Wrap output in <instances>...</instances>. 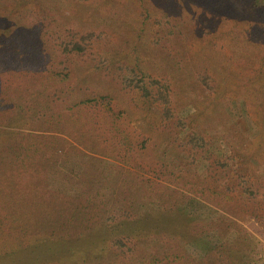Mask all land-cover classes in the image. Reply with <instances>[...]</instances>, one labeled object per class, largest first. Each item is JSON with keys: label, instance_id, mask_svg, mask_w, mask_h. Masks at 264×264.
<instances>
[{"label": "trees", "instance_id": "1", "mask_svg": "<svg viewBox=\"0 0 264 264\" xmlns=\"http://www.w3.org/2000/svg\"><path fill=\"white\" fill-rule=\"evenodd\" d=\"M245 1L264 19V0ZM95 4L94 0H0V252L26 245L35 236L19 218L32 194L100 202L105 199L101 185L114 162L169 180L210 202L220 198L219 205L227 203L230 212L234 205L264 219L260 177L245 166L234 174L235 158L197 125L191 110L179 106L171 77L122 62L108 66L106 32L78 22L77 11L69 9L77 5L90 12ZM145 13V20H150L149 9ZM152 22L156 30L151 44L159 49L189 33L184 22L180 27L166 16ZM257 30L252 41L264 46V26L259 24ZM82 69L98 72L107 89H98L93 81L85 87L80 84L77 75ZM196 78L207 91L214 90L208 70ZM141 106L147 108L142 112L154 113L145 127L139 122L145 120L138 114ZM52 133L72 139L78 147L52 148ZM145 179L153 190L151 179ZM207 209L212 211V205H205ZM111 210L105 224L117 229V223L127 222L136 228L135 235L118 225L120 235L103 243L108 256L82 264L256 263L231 218H226L222 236L209 251L216 255L214 263L194 245L134 221L130 210ZM143 228L149 235L140 239Z\"/></svg>", "mask_w": 264, "mask_h": 264}, {"label": "rangeland", "instance_id": "2", "mask_svg": "<svg viewBox=\"0 0 264 264\" xmlns=\"http://www.w3.org/2000/svg\"><path fill=\"white\" fill-rule=\"evenodd\" d=\"M209 1L94 0L97 6L90 12L84 6L69 9L77 11L78 22L106 32L111 60L108 66L114 68L122 62L171 77L179 106L191 110L197 125L235 158L234 174L245 166L264 185V46L251 38L259 24L264 26V19L251 9L250 1ZM147 9L150 20H145ZM165 16L176 20L180 27L184 22L185 32L189 33L167 49H159L151 44L156 30L152 20ZM187 22L191 24L185 25ZM205 70L215 80L212 92L196 78ZM97 74L95 70L82 69L77 79L84 87L94 82L95 87L106 90L107 82L103 83ZM142 107L138 114L145 120L139 122L145 127L154 113L142 112L147 109ZM50 136V146L56 150L78 147L64 135ZM146 177L151 179L153 190L146 187ZM101 192L105 199L100 202L97 198L89 201L82 197L32 194L19 218L35 236L26 245L1 251L0 264H82V260L107 257L105 238L120 235L119 226L125 233L135 235L137 231L127 222L117 223V229L108 227L104 218L112 207L130 210L134 221L157 234L194 245L214 263L216 255L209 251L222 236L226 218H231L241 229L246 251L255 264L264 263V219L244 214L234 205L230 212L227 203L219 205L220 198L210 202L169 180L141 169L134 171L119 162L111 166ZM205 205H212V211H205ZM143 229L138 232L140 239L149 235Z\"/></svg>", "mask_w": 264, "mask_h": 264}]
</instances>
